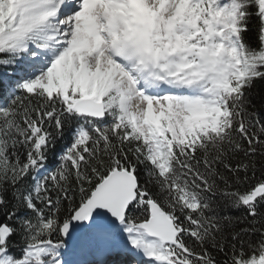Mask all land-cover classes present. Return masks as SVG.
Here are the masks:
<instances>
[{
	"label": "snow or ice",
	"instance_id": "obj_1",
	"mask_svg": "<svg viewBox=\"0 0 264 264\" xmlns=\"http://www.w3.org/2000/svg\"><path fill=\"white\" fill-rule=\"evenodd\" d=\"M257 80L264 0H0V264H264Z\"/></svg>",
	"mask_w": 264,
	"mask_h": 264
},
{
	"label": "trees",
	"instance_id": "obj_2",
	"mask_svg": "<svg viewBox=\"0 0 264 264\" xmlns=\"http://www.w3.org/2000/svg\"><path fill=\"white\" fill-rule=\"evenodd\" d=\"M251 100L256 105L257 109H260L264 111V109H261V104H264V81L257 80L255 83V86L251 90ZM67 143V140H61L57 143L56 151H60L63 146ZM54 159V157H52ZM230 214L233 216H239L242 213L238 210H229Z\"/></svg>",
	"mask_w": 264,
	"mask_h": 264
}]
</instances>
